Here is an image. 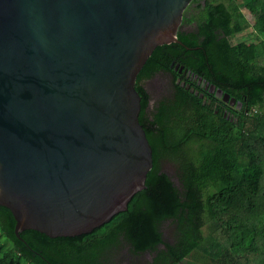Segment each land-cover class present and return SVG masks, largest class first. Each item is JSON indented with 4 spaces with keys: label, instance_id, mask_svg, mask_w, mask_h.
<instances>
[{
    "label": "water",
    "instance_id": "water-1",
    "mask_svg": "<svg viewBox=\"0 0 264 264\" xmlns=\"http://www.w3.org/2000/svg\"><path fill=\"white\" fill-rule=\"evenodd\" d=\"M192 1L0 0V205L17 238L91 233L147 187L135 85Z\"/></svg>",
    "mask_w": 264,
    "mask_h": 264
},
{
    "label": "trees",
    "instance_id": "trees-1",
    "mask_svg": "<svg viewBox=\"0 0 264 264\" xmlns=\"http://www.w3.org/2000/svg\"><path fill=\"white\" fill-rule=\"evenodd\" d=\"M241 5L193 0L180 43L157 47L140 73L135 88L154 167L127 209L78 237L28 230L17 238L11 210L0 205V264H141L147 255L149 264H264V0L244 2L254 24ZM249 27L257 41L230 42ZM172 64L215 85L242 109L227 117L186 82L158 103L151 119L140 82L173 72ZM165 160L175 165L177 180L161 170Z\"/></svg>",
    "mask_w": 264,
    "mask_h": 264
},
{
    "label": "flooded vegetation",
    "instance_id": "flooded-vegetation-1",
    "mask_svg": "<svg viewBox=\"0 0 264 264\" xmlns=\"http://www.w3.org/2000/svg\"><path fill=\"white\" fill-rule=\"evenodd\" d=\"M170 67L174 73L171 71H160V72L155 73V75L152 78H145V79L143 78V80L140 82V85H142L147 97L149 98L148 100L149 104L146 108V112L148 116L151 117V119H153V110L158 105V103L164 100L165 98H173L177 92L176 85L185 86L186 82L193 85V87H197L198 91L201 92V97L203 98L206 97V99L208 100V103H212L214 101H215L214 103H218V105L224 109V115H226L227 117H229L230 115H233L234 113L242 109L243 104L239 105L238 103L230 104V103L223 102L216 95V92L219 88H217L213 84H210L202 77H199L198 75L192 73V71L185 69L184 66L179 65V67H177L172 64ZM186 70L187 72H185ZM158 79L161 80V83L163 86L162 88L165 89L164 92L167 95L161 97V99H159L157 103L154 104V99H153L154 92H153L151 83L153 80H158ZM213 86L216 89L214 92H212ZM142 101H143V98H142Z\"/></svg>",
    "mask_w": 264,
    "mask_h": 264
},
{
    "label": "rangeland",
    "instance_id": "rangeland-1",
    "mask_svg": "<svg viewBox=\"0 0 264 264\" xmlns=\"http://www.w3.org/2000/svg\"><path fill=\"white\" fill-rule=\"evenodd\" d=\"M247 0H239L240 3H242V10L243 12L245 13L246 17L248 18V20L250 21L251 24H254V22H256V18H254V16L252 15V13L246 9L244 7V2H246ZM252 31V27H249L247 30H245L244 32L242 33H238V35H235L233 37H231L229 40L231 43L233 44H237L238 42H241V41H245L247 43H251V42H254V41H257V38H255V36L252 35L251 33ZM152 89H153V99H154V104L157 103V101L159 99H161V97L167 95L165 94V89L162 88V83H161V80L158 79V80H153L152 83ZM164 92V93H163ZM161 170L167 174H170L174 180H177L176 178V168H175V165L173 163H171L170 161L168 160H165L161 163ZM166 238L169 242H172V238H173V233L172 231H166ZM152 260V255H147L145 257H143L141 259V264H149ZM115 264H118L119 261L116 259L114 261ZM182 264H189L188 262H185V263H182Z\"/></svg>",
    "mask_w": 264,
    "mask_h": 264
}]
</instances>
